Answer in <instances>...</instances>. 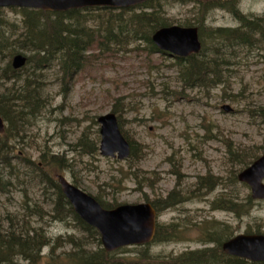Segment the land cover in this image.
<instances>
[{"label": "rangeland", "instance_id": "374dc122", "mask_svg": "<svg viewBox=\"0 0 264 264\" xmlns=\"http://www.w3.org/2000/svg\"><path fill=\"white\" fill-rule=\"evenodd\" d=\"M217 3L234 5L245 16L264 18V0H212L213 8L204 22L198 14L203 5L195 2L160 0L152 8H134L136 13L162 9L171 25H203L202 43L208 49L214 42L222 48V77L215 86H186L177 59L157 50L150 52L149 44L132 34L122 43L105 46L95 42L85 54L84 66L68 83L56 61L44 66L31 63L19 72L18 79L6 80L2 70L12 57L0 60V105L12 110V114L6 110L9 120L3 118L12 166L5 170L10 184L0 191V220L5 231L14 220L26 222L25 228H41L55 243L58 255L73 249L64 240L70 235L79 237L87 249L102 248V243L90 239L72 216L60 210L56 190L47 180L42 181V177L57 180L62 174L106 204H160L157 223L164 235L175 231L176 237L150 243V259L146 260H142L145 246L116 251L117 258H131L134 264L170 261L185 252L213 247L214 243H206L211 233L219 235L220 245L238 233H264V199L251 200L248 206L251 189L233 178L249 164H234L228 153L254 150L260 156L264 152L255 148L264 142L260 115L264 108V23L263 31L253 33V45H229L225 34L212 35L211 31L236 29L241 24L230 9L215 7ZM23 9H0V35L6 31L7 39L17 41V53L30 56L32 51L21 48L20 41L25 37L21 35L25 13L34 9ZM117 12L90 16L86 25L91 32L98 31L96 41H101L105 22ZM25 82L42 101L36 114L31 115L16 100ZM22 110L23 120L18 119L22 127L11 129L15 114ZM109 112L117 114L122 130L137 144L134 157L122 161L101 154L97 119ZM25 116L33 120L27 121ZM53 157L63 158L65 163L52 162ZM28 160L39 163L43 171L33 170ZM175 195L178 202L165 203ZM229 199L240 201L242 210L248 208V212L242 216L231 212ZM50 250V245L43 247L42 256Z\"/></svg>", "mask_w": 264, "mask_h": 264}, {"label": "trees", "instance_id": "16d2710c", "mask_svg": "<svg viewBox=\"0 0 264 264\" xmlns=\"http://www.w3.org/2000/svg\"><path fill=\"white\" fill-rule=\"evenodd\" d=\"M154 1L158 2L160 0L149 1L143 6L145 8H152ZM176 1V0H169ZM182 2H195L196 4L203 5V9L198 13L201 17V22H204L207 16V13L213 8L211 4L212 0H178ZM231 1V0H226ZM226 4V3H225ZM217 6H224L219 5ZM136 7L131 8H122V9H113L110 7H88V8H79L72 9L68 11H49V10H35L28 11L29 14H26L24 21V40L20 41V45L23 49H29L32 51V55L29 57L30 63H35L39 66H44L50 64L51 62H57V65L60 66L62 71V76L66 82H71L74 78V75L77 74L82 67L84 66L86 52H88L94 43L98 42L99 44L108 46L109 44L122 43L123 39L127 38L130 34L138 37V40L145 41L148 45V50L150 52L156 51V46L152 41V34L159 28L170 26L171 23L167 18L163 16L164 11L162 9H153L150 12H139L136 13ZM233 13L236 18L239 20L241 26L236 29H225L219 28L216 32L211 31V34L222 33L228 37L226 40L230 44H249L253 45L255 41V36L253 33L258 31H263L264 18L245 16L236 11L235 6H231ZM1 9V8H0ZM24 10V9H23ZM114 10H118L115 13V18L109 17L105 22L104 31L101 41H96V32L90 31L88 25H86L91 19L90 16H95L96 12H103L107 14H113ZM26 12V10H24ZM98 16V15H97ZM41 19L44 22H41ZM188 26H194L191 22L186 23ZM199 33L201 40L204 39L203 25L199 26ZM242 29H245L246 31ZM101 35V34H100ZM99 36V35H98ZM97 36V37H98ZM7 32L5 31L0 35V60H4L7 56L11 57L17 53L15 49V43L17 41H12L7 39ZM19 43V44H20ZM214 46L208 49V46L204 42L202 50L197 54H192L188 57H178V64L182 67L183 75L186 78L185 85L190 87H211L220 83L222 73L220 72L219 67L224 64V59L221 60V50L222 48L214 42ZM5 49L9 50L6 53ZM9 72L6 74L4 71V79H18L19 72L21 70H14L11 61L8 62L5 69ZM28 99V100H27ZM21 103H24V109H29L32 111V114H36L42 108L40 102L39 93L36 90L31 89V85L27 82L24 83V87L21 89L19 97L16 99ZM26 100V102H25ZM6 110L9 114H12V110L7 109L0 105V115L8 119L6 115ZM116 112V110H115ZM120 113V111H119ZM25 114V110L20 111L19 115L15 114V121H12L11 129L19 130L22 125L18 119H22V116ZM261 118L264 119V108L260 109ZM20 117V118H19ZM4 118V119H5ZM9 120V119H8ZM122 128V120H119ZM9 128V129H10ZM123 131V130H122ZM7 132L6 127L3 132L0 133V191H5L7 186L10 184L6 177V168L12 167L10 164V158L8 156L9 143L7 141ZM124 133V131H123ZM125 134V133H124ZM16 136L19 135H15ZM127 139L131 144V155L129 158L134 157L137 153L138 146L135 142H132L128 136L125 134ZM264 141V140H263ZM231 145V143H227ZM259 149H264L263 144L259 145ZM229 157L231 162L239 163L241 165L247 166L255 159L258 158L256 151H241V150H229ZM140 159V157H139ZM56 157H53L51 161H55ZM27 164L33 167V170L42 172L43 168L39 163L28 160ZM44 165V163H43ZM238 174V173H237ZM237 174H233L234 179H238ZM138 178V175H136ZM42 181L47 180L51 189H55L57 192L58 203L60 210L68 213V216L76 221L81 230L88 234L90 239H97L96 241L101 244L100 234L96 228L87 224L83 221L79 215L74 211L69 200L65 197L62 192L57 180H53L49 177H42ZM141 184V182H140ZM251 194L247 195V205L252 202ZM100 201V200H99ZM178 197L172 196L170 199L165 201L167 204H172L178 202ZM101 202V201H100ZM230 202V211L236 213L238 216H242L248 212V208L242 210L243 205L241 202H236L234 199H229ZM101 204L106 208H112L118 204H106L101 202ZM157 211L160 210V204H154ZM220 207L229 208V206L221 205ZM67 208V209H66ZM60 210H57L58 213ZM242 210V211H241ZM22 226L20 228L19 224ZM25 224H21L20 221H13L9 228L5 231L3 229L1 220H0V264H134L132 263L133 259L125 258L119 259L115 255L116 252H107L103 247L98 250H90L85 248L83 245L86 243L80 242L79 237L75 235H70L65 237L66 242H70L73 245V249L63 253L62 255L57 254V248L55 243L46 235V233L41 228H25ZM162 227L157 225V234L155 237L156 241L165 240L169 237L175 238V231H171L163 234ZM40 231V232H39ZM164 236V237H162ZM220 245V238L217 239ZM51 246L50 253L47 256H42L41 251L45 246ZM147 245H144V258L142 260L150 259V255L147 250ZM208 252L211 255L207 258H201L203 260H198L197 257L192 256L193 262H186L185 264H249L245 258L242 257H231L227 256L221 248L216 253L215 251L208 249H198L194 251L185 252L182 255L177 256L171 264H180V258L189 254H197L201 252ZM200 256V255H199ZM161 262V263H160ZM157 264H170L165 260L155 262ZM155 263H138V264H155Z\"/></svg>", "mask_w": 264, "mask_h": 264}, {"label": "water", "instance_id": "95a60500", "mask_svg": "<svg viewBox=\"0 0 264 264\" xmlns=\"http://www.w3.org/2000/svg\"><path fill=\"white\" fill-rule=\"evenodd\" d=\"M147 0H0V7L19 6L43 10H68L84 6L108 5L127 7ZM153 40L162 49L173 54L188 56L202 48L197 27L168 26L157 30ZM27 58L18 54L13 58L15 68L22 67ZM230 110L228 106H225ZM101 124V146L103 155L127 158L130 144L122 134L115 113L98 118ZM4 128L0 117V131ZM240 181L249 184L254 199H264V154L238 174ZM62 191L75 211L101 234V242L107 251L123 246L150 243L156 234L157 213L151 203L122 204L113 209L104 208L93 196L58 176ZM223 250L231 255L264 264V234L239 233L226 241Z\"/></svg>", "mask_w": 264, "mask_h": 264}, {"label": "bare ground", "instance_id": "6f19581e", "mask_svg": "<svg viewBox=\"0 0 264 264\" xmlns=\"http://www.w3.org/2000/svg\"><path fill=\"white\" fill-rule=\"evenodd\" d=\"M18 54H22L23 56H25L26 58H27V61H26V63L21 67V71L22 70H24L29 64H31L30 62H29V57L31 56H28V55H25V54H23V53H15L13 56H12V59L16 56V55H18ZM8 62L9 61H7L6 62V64H5V67H6V65L8 64ZM11 65H12V67H13V62H12V60H11ZM5 69V68H4ZM13 69H14V67H13ZM4 71L6 72V74H9V72L7 71V70H2V72L4 73ZM18 97H16V99H17ZM28 100V99H27ZM25 102H26V100H25ZM29 114V113H28ZM25 118H26V120L27 121H30V120H33V118H32V116H25ZM23 120V119H22ZM56 159H58L59 161H63V163H65L64 162V159L63 158H57L56 157ZM219 235H214V233H211L209 236H207V241H206V243L207 244H215L213 247H205V248H202V249H208V250H211L210 252H212V250L213 251H215L216 253L219 251V249H220V247H221V245H219V243H217L216 242V240L217 239H219L220 237H218ZM200 255V256H199ZM211 255L212 254H210V253H208V252H201V253H197V254H189V256L188 255H186V256H183L182 258H180V261H181V263L180 264H185L186 262H193V261H195L194 259H192V256H194V257H197L198 258V260H203V259H201V258H207L208 256H210L211 257ZM175 258H177V257H174V258H172L170 261H167V262H170V264H171V262L175 259ZM145 263H155V262H151V261H147V262H145ZM161 263V262H160ZM155 264H157V263H155ZM168 264V263H167Z\"/></svg>", "mask_w": 264, "mask_h": 264}]
</instances>
